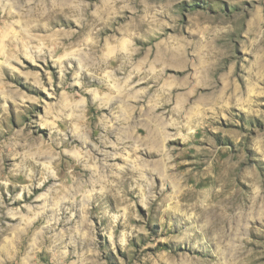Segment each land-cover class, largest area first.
Returning a JSON list of instances; mask_svg holds the SVG:
<instances>
[{"label": "rangeland", "instance_id": "rangeland-1", "mask_svg": "<svg viewBox=\"0 0 264 264\" xmlns=\"http://www.w3.org/2000/svg\"><path fill=\"white\" fill-rule=\"evenodd\" d=\"M61 1L0 0V264H264V0Z\"/></svg>", "mask_w": 264, "mask_h": 264}, {"label": "bare ground", "instance_id": "bare-ground-1", "mask_svg": "<svg viewBox=\"0 0 264 264\" xmlns=\"http://www.w3.org/2000/svg\"><path fill=\"white\" fill-rule=\"evenodd\" d=\"M67 1H69V0H62L61 2H60V5H62L63 7H65L64 8V10L63 11H66V10H69V11H67V12H70V13H73L72 15H74V14H76L77 15V10H76V8L75 7H71V6H69V5H67L66 4V2ZM115 1V0H114ZM118 2V1H117ZM137 3V2H136ZM55 4H58V2H55L54 3V5ZM59 5V4H58ZM101 5H102V8H101V10L98 12V14L96 15V17L95 16H92V17H95V21H96V23L97 22H100L106 15H108L109 13H110V11L112 10V4L110 3V0H109V2L107 1V0H101ZM120 5V4H119ZM58 9V8H57ZM97 10V9H96ZM134 10V9H133ZM98 11V10H97ZM145 11V10H144ZM59 12V11H58ZM65 13V12H64ZM96 13V12H95ZM68 15H70L69 13H68ZM75 16V15H74ZM132 16H133V14H132ZM135 16V15H134ZM139 16H140V14H139ZM70 17V16H69ZM143 17H144V15H143ZM135 18V17H134ZM149 18V17H148ZM131 19H133V18H131ZM103 21H104V19H103ZM95 23V22H94ZM135 23V22H134ZM133 23V24H134ZM139 24H141V23H139ZM145 24V23H144ZM149 24V23H148ZM153 24V23H152ZM147 25V24H146ZM131 26V25H130ZM137 26V25H136ZM144 26V25H143ZM132 27V26H131ZM87 28V25H84L83 27H82V29L81 30H83V29H86ZM146 29V28H145ZM150 29V28H149ZM151 30V29H150ZM131 31V30H130ZM102 33V30L100 31V33L99 34H101ZM152 40V39H151ZM128 43V42H127ZM140 43V42H139ZM146 43V42H145ZM143 44V43H142ZM141 45V44H140ZM146 45V44H145ZM122 46H123V44H122ZM120 47V46H119ZM130 47V46H129ZM164 48V47H163ZM171 47H169V49H170ZM148 50V49H147ZM164 51H170V50H165V48L163 49ZM156 51V50H155ZM162 51V50H161ZM163 51V52H164ZM127 53L128 54V52H127V50L126 49H123V48H117V51H115V47H114V51H113V53L112 54H114L115 56H117V58L119 59L120 57V55L122 54V53ZM132 52V51H131ZM166 53H168V55H166L165 54V52H164V54H161L155 61H154V63H159V64H166L169 60H170V57L171 56H169L170 55V53L169 52H166ZM156 54V53H155ZM154 54V55H155ZM124 55V54H123ZM126 55V54H125ZM129 55V54H128ZM148 55V54H147ZM133 55H131V57H132ZM135 56V55H134ZM130 56H129V58H131ZM113 58V57H112ZM124 58V57H123ZM122 58V59H123ZM154 58V57H153ZM177 58V57H176ZM114 59V58H113ZM114 60H116V59H114ZM126 60L128 61V59L126 58ZM125 60V61H126ZM116 61H118V60H116ZM120 61V60H119ZM133 62V61H132ZM128 63V62H127ZM130 63V62H129ZM122 64H123V62H122ZM125 65V64H124ZM126 66V65H125ZM128 66V65H127ZM124 67V66H123ZM162 135H161V133H159V132H157V130L155 131V132H153V133H151V136H150V139L148 140V142L151 144V145H153V146H158V144L160 143V141H161V137ZM0 242H1V240H0ZM10 249V248H9ZM11 250V249H10ZM12 253V252H11ZM10 257H11V255H10ZM17 260V259H16ZM21 261V260H20ZM13 262H15V261H12V259H10L9 260V262H7L6 264H14ZM19 264V263H18ZM21 264H23V262L21 263Z\"/></svg>", "mask_w": 264, "mask_h": 264}]
</instances>
